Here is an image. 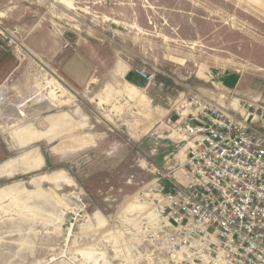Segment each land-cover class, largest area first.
<instances>
[{
    "label": "rangeland",
    "instance_id": "rangeland-1",
    "mask_svg": "<svg viewBox=\"0 0 264 264\" xmlns=\"http://www.w3.org/2000/svg\"><path fill=\"white\" fill-rule=\"evenodd\" d=\"M193 98L264 110V0H0V264H186Z\"/></svg>",
    "mask_w": 264,
    "mask_h": 264
},
{
    "label": "built area",
    "instance_id": "built-area-1",
    "mask_svg": "<svg viewBox=\"0 0 264 264\" xmlns=\"http://www.w3.org/2000/svg\"><path fill=\"white\" fill-rule=\"evenodd\" d=\"M189 106L174 123L189 147L167 196L185 263L264 264V110Z\"/></svg>",
    "mask_w": 264,
    "mask_h": 264
},
{
    "label": "bare ground",
    "instance_id": "bare-ground-1",
    "mask_svg": "<svg viewBox=\"0 0 264 264\" xmlns=\"http://www.w3.org/2000/svg\"><path fill=\"white\" fill-rule=\"evenodd\" d=\"M129 91H130V90H129ZM135 91H137V94L141 95V94H140V93H141L140 90H138V89H136V88L133 87V89H132L133 94H135ZM142 96H143V95H142ZM130 97H133V96H130ZM140 98H141V97H140ZM234 109H235V108H234ZM235 110H237V111H239V112H241L242 114L245 115L244 111L242 110V108H239V106H237V108H236ZM184 159H185V158H184ZM152 197H153V196H152ZM155 197H156V196H155ZM134 199H136V197H135ZM134 199H133V200H134ZM136 201H138V200H136ZM134 203H135V202L133 201V204H134ZM133 204H132V205H133ZM132 205H131V206H132ZM134 205H135V204H134ZM134 207H135V206H134ZM132 208H133V206H132Z\"/></svg>",
    "mask_w": 264,
    "mask_h": 264
},
{
    "label": "crops",
    "instance_id": "crops-1",
    "mask_svg": "<svg viewBox=\"0 0 264 264\" xmlns=\"http://www.w3.org/2000/svg\"><path fill=\"white\" fill-rule=\"evenodd\" d=\"M188 147H189V146L187 145V149H188ZM186 152H187V151H186ZM182 154H183V159H184V158H185V156H186V153L183 151V153H182Z\"/></svg>",
    "mask_w": 264,
    "mask_h": 264
}]
</instances>
